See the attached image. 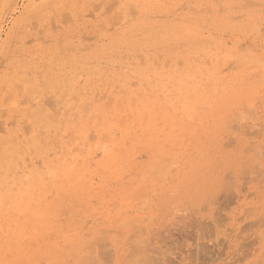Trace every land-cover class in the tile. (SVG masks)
Here are the masks:
<instances>
[{"label":"rangeland","instance_id":"rangeland-1","mask_svg":"<svg viewBox=\"0 0 264 264\" xmlns=\"http://www.w3.org/2000/svg\"><path fill=\"white\" fill-rule=\"evenodd\" d=\"M263 218L264 0H0V264H264Z\"/></svg>","mask_w":264,"mask_h":264},{"label":"bare ground","instance_id":"bare-ground-1","mask_svg":"<svg viewBox=\"0 0 264 264\" xmlns=\"http://www.w3.org/2000/svg\"><path fill=\"white\" fill-rule=\"evenodd\" d=\"M135 54H136V53H135ZM139 56H140V55H139ZM244 58H245V57H243V59H244ZM243 59H242V60H243ZM235 62H236V61H235ZM242 62H244V61H242ZM181 63H182V62H181ZM199 76H200V75H199ZM203 79H204V77H203ZM19 84H20V83H19ZM66 93H67V92H65V95H66ZM192 94H193V93H192ZM74 97H75V95H74ZM74 97H73V98H74ZM180 102H181V101H180ZM143 121H144V120H143ZM125 158H126V157H125ZM122 159H123V158H122ZM111 167H112V166H111ZM97 173H98V172H97ZM218 200H220V199L218 198ZM212 201H213V200H212ZM219 204H220V203H219ZM220 213H221V212H220ZM221 214H222V213H221ZM261 216H262V215H261ZM261 218H262V217H261ZM263 219H264V218H263ZM255 220H256V219H255ZM254 222H255V221H254ZM252 223H253V222H252ZM256 223H257V222H256ZM262 223H263V222H262ZM252 225H253V224H252ZM252 225H250V226H252ZM256 225H257V224H256ZM258 225H259V224H258ZM250 229H251V228H250ZM263 230H264V229H263ZM257 236H258V235H257ZM196 257H197V256H196ZM194 264H195V262H194ZM197 264H198V263H197Z\"/></svg>","mask_w":264,"mask_h":264}]
</instances>
